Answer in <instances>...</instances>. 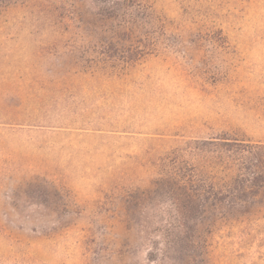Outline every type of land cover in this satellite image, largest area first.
<instances>
[{
    "label": "rangeland",
    "instance_id": "rangeland-1",
    "mask_svg": "<svg viewBox=\"0 0 264 264\" xmlns=\"http://www.w3.org/2000/svg\"><path fill=\"white\" fill-rule=\"evenodd\" d=\"M146 1L159 46L105 69L80 59L93 0L0 11V264H173L148 261L158 235L130 223L128 196L187 142L264 143V0ZM36 178L67 213L23 194ZM202 235L206 264H264V215Z\"/></svg>",
    "mask_w": 264,
    "mask_h": 264
},
{
    "label": "trees",
    "instance_id": "trees-1",
    "mask_svg": "<svg viewBox=\"0 0 264 264\" xmlns=\"http://www.w3.org/2000/svg\"><path fill=\"white\" fill-rule=\"evenodd\" d=\"M17 0H0V11ZM80 59L92 67L136 64L159 46L154 34L166 22L146 0H93L90 17L81 20ZM165 35V33H164ZM160 177L149 190L128 196L130 223L151 240V263L206 264L202 229L207 222H243L264 215V143L229 134L190 141L166 154ZM55 213H67L63 193L36 178L24 188ZM142 233V234H143Z\"/></svg>",
    "mask_w": 264,
    "mask_h": 264
}]
</instances>
